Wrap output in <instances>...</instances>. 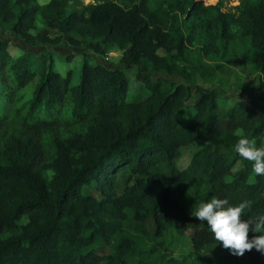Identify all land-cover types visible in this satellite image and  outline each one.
<instances>
[{
  "label": "trees",
  "instance_id": "obj_1",
  "mask_svg": "<svg viewBox=\"0 0 264 264\" xmlns=\"http://www.w3.org/2000/svg\"><path fill=\"white\" fill-rule=\"evenodd\" d=\"M202 7V0H0V28L30 43L63 38L85 53L118 46L148 90L127 99L123 68L88 57L72 85L71 71L43 61L34 68L0 37V264H264L255 248L233 255L191 215L212 196L249 200L245 219L264 211V176L234 151L238 133L258 146L264 139V103L228 104L205 87L151 76L213 74L210 60L232 51L251 57L264 94V0H241L214 37L202 27L198 56L188 44ZM38 14L45 27L33 33ZM162 47L174 53L160 54ZM197 140L204 144L178 166L180 147ZM148 219L157 236L173 228L192 249L174 256L164 243H148Z\"/></svg>",
  "mask_w": 264,
  "mask_h": 264
},
{
  "label": "rangeland",
  "instance_id": "obj_2",
  "mask_svg": "<svg viewBox=\"0 0 264 264\" xmlns=\"http://www.w3.org/2000/svg\"><path fill=\"white\" fill-rule=\"evenodd\" d=\"M40 3V0H37ZM49 0H43L46 4ZM89 0H84L88 2ZM241 0H202L204 7L200 8V17L193 24L195 27L191 31L193 35L192 42L188 44L189 49L196 55H202V48L204 47L203 30L202 27H207V33L210 37H214L216 27L222 21L225 23H232L231 13H236L237 5ZM41 4V3H40ZM69 10V8H67ZM219 12L223 14L219 17ZM182 19L185 14H181ZM45 27L43 18L40 14L37 15L34 27L31 28L33 33ZM201 32V36L200 35ZM51 37L55 38L59 32L50 29ZM0 37L8 40V50L11 54L25 55L34 60V68L40 62L49 63L62 74L65 75L67 71H71V84H77L80 80V66L85 57L91 62H99L109 68H123L129 80V87L127 91V99H140L148 94L147 88L142 82L136 79V71L138 66L126 67L120 60L122 50L118 46H113L104 54L100 55L91 51L85 53L86 48L69 44L63 38L59 40L37 41L30 43L23 37L19 36L7 28H0ZM212 40V39H211ZM203 45V46H202ZM158 52L163 55H170L174 53L173 50L159 48ZM206 59V58H205ZM207 60V59H206ZM179 64L183 61H177ZM211 65L216 66V71L213 74L202 75L199 72H193L189 69L185 75L170 74L165 71H153L151 76H164L176 82H185L205 87L216 92L219 96L226 98L228 104H232L239 99L254 98L264 103V94L259 91V80L263 76L253 67L251 57L247 58L243 54H236L232 51H220V54L210 60ZM188 69V68H187ZM194 89V87H192ZM196 99V95H190L186 106L180 109L182 120L192 111V104ZM202 141H194L188 145L180 147L176 156V164L184 167L190 160L193 152L202 146ZM238 161L235 167L240 164ZM25 220V218L23 219ZM148 236L147 242H157L158 247L160 242L166 245L167 254L180 256L189 252L192 249V242L187 235L181 234L173 228H168L160 236H157L154 231V222L148 219Z\"/></svg>",
  "mask_w": 264,
  "mask_h": 264
},
{
  "label": "clouds",
  "instance_id": "obj_3",
  "mask_svg": "<svg viewBox=\"0 0 264 264\" xmlns=\"http://www.w3.org/2000/svg\"><path fill=\"white\" fill-rule=\"evenodd\" d=\"M40 3L43 5V0ZM238 136L234 151L251 162L252 172L256 176H264V139L258 146L255 138L243 133H238ZM251 206L249 200L231 204L227 198L212 196L207 201L197 203L191 215L199 221H206L215 241L233 255L243 256L253 248L264 254V211L245 219V210H250ZM250 231L256 235L250 238Z\"/></svg>",
  "mask_w": 264,
  "mask_h": 264
}]
</instances>
